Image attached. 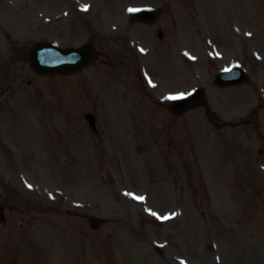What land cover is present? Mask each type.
<instances>
[{"label": "rangeland", "instance_id": "374dc122", "mask_svg": "<svg viewBox=\"0 0 264 264\" xmlns=\"http://www.w3.org/2000/svg\"><path fill=\"white\" fill-rule=\"evenodd\" d=\"M37 41L104 57L38 76ZM197 87L222 129L168 112ZM0 206V264H264V0H0Z\"/></svg>", "mask_w": 264, "mask_h": 264}, {"label": "water", "instance_id": "95a60500", "mask_svg": "<svg viewBox=\"0 0 264 264\" xmlns=\"http://www.w3.org/2000/svg\"><path fill=\"white\" fill-rule=\"evenodd\" d=\"M159 11L144 9L132 15L133 20L153 23L157 20ZM95 58V53L89 45H84L78 49L66 48L59 49L51 44L37 43L30 50V60L32 69L39 74H72L79 69L87 66ZM246 81L244 71L238 67H234L229 71H223L215 76L214 83L219 87H230L241 85ZM204 106L206 108L207 119L215 126L220 127L216 123L215 115L210 112L207 101L202 89H197L190 96L171 102L169 110L179 115L189 109ZM87 120L93 127V120L87 116ZM88 222L91 228L96 229L102 221L95 217H89Z\"/></svg>", "mask_w": 264, "mask_h": 264}, {"label": "snow or ice", "instance_id": "6c2138e0", "mask_svg": "<svg viewBox=\"0 0 264 264\" xmlns=\"http://www.w3.org/2000/svg\"><path fill=\"white\" fill-rule=\"evenodd\" d=\"M130 11H135V10L130 9ZM180 98H182V97H169V99H180Z\"/></svg>", "mask_w": 264, "mask_h": 264}, {"label": "flooded vegetation", "instance_id": "af4514ba", "mask_svg": "<svg viewBox=\"0 0 264 264\" xmlns=\"http://www.w3.org/2000/svg\"><path fill=\"white\" fill-rule=\"evenodd\" d=\"M160 35H161L160 37H162V33Z\"/></svg>", "mask_w": 264, "mask_h": 264}]
</instances>
